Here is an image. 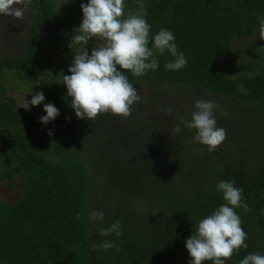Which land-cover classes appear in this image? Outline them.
<instances>
[{"label": "trees", "instance_id": "obj_1", "mask_svg": "<svg viewBox=\"0 0 264 264\" xmlns=\"http://www.w3.org/2000/svg\"><path fill=\"white\" fill-rule=\"evenodd\" d=\"M142 2L151 35L170 30L187 64L166 70L175 58L156 53V70L140 77L125 72L140 96L126 122L113 114L77 119L60 85L79 48L69 44L88 0H31L23 53L0 56V70L39 82L43 103L49 96L59 109L41 123L46 113L17 106L0 78V185L17 193L11 201L0 196V264H189L185 240L225 202L216 190L221 180H234L251 209H236L248 247L226 264L264 255V0ZM125 4L135 9L137 0ZM237 40L246 41L245 54L222 72L215 63ZM97 45L99 39L89 41V54ZM151 85L159 89L152 95L169 101L143 97ZM195 95L220 106L214 116L227 138L213 152L192 143L195 130L185 126L191 112L184 104ZM92 210L103 212L104 221L90 220ZM116 221L122 236L100 235ZM105 239L119 252L92 250Z\"/></svg>", "mask_w": 264, "mask_h": 264}, {"label": "clouds", "instance_id": "obj_2", "mask_svg": "<svg viewBox=\"0 0 264 264\" xmlns=\"http://www.w3.org/2000/svg\"><path fill=\"white\" fill-rule=\"evenodd\" d=\"M31 0H0V15L23 19ZM83 19L73 30L69 47L79 46L73 55L70 75H63L62 84L66 85V96L71 97L70 106L77 119L94 120L98 115L113 114L119 117L131 115L134 103L140 96L128 75L140 77L159 66L155 54L169 53L175 59L166 62V70L178 71L186 66L183 52L177 51L174 34L167 28H161L151 35V25L146 21L147 11L142 0H137L135 9H126L125 0H88L80 5ZM259 38L264 40V17L259 18ZM93 38L103 41L92 48L91 54L86 47ZM151 43V47H149ZM119 69L125 70L121 71ZM45 101L43 92H36L30 101L24 99L23 108L37 106ZM191 120L185 126L195 130L192 143H199L213 152L227 138V130L218 127L214 116L215 103L196 99ZM40 122L47 124L59 115V109L52 103H44ZM170 114L173 109L165 110ZM174 132L179 133L177 124ZM51 135V132H49ZM216 190L222 193L223 204L211 214L194 224L192 234L186 238L185 246L190 256L189 264H226L241 248H247V233L242 228V220L236 209L251 211L245 203L243 189L235 187V181L221 180ZM89 219L103 222L104 213L92 210ZM123 235L121 224L116 221L102 228L100 235L108 237ZM119 247L113 241L105 239L99 245L93 243L92 250L113 249ZM239 264H264V255L249 253Z\"/></svg>", "mask_w": 264, "mask_h": 264}, {"label": "rangeland", "instance_id": "obj_3", "mask_svg": "<svg viewBox=\"0 0 264 264\" xmlns=\"http://www.w3.org/2000/svg\"><path fill=\"white\" fill-rule=\"evenodd\" d=\"M29 12L28 9L25 12V16L23 19H18L11 16H3L0 15V56L4 55H15L19 56L23 53L24 40H25V31L29 26ZM246 41L237 40L231 44V47L228 51L222 53L218 61L215 63V66L219 68L222 72L230 73L235 65L232 63L235 60L240 61V58L245 54L244 44ZM103 41L99 40V44H102ZM72 62V61H71ZM71 62L69 63V67L71 66ZM69 72L67 75H70ZM0 78L3 84L6 87V93L11 95L15 100V104L17 106H23L24 99L30 101L32 96L36 92H43L45 97V89L41 88V84L37 83H27L22 78H17L15 73L11 71H2L0 70ZM60 85L63 90L66 92V85L62 84V80L60 81ZM151 90H155L156 92L159 90L158 88L151 86H145L142 88V96L145 98H152L156 102H160L163 104L164 102H168L169 100L161 94H151ZM46 100L48 103H51V99L49 96H46ZM204 99L201 96L195 95L194 97L188 98V102L184 104L186 110L188 112H193L195 110L194 104L196 99ZM206 100V99H204ZM209 101V100H206ZM213 101V100H211ZM214 102V101H213ZM215 103V102H214ZM44 103H41L37 106H29L28 110H25L28 114H40L43 113ZM157 109L159 107H156ZM220 108L219 105L215 104L214 113L218 112ZM129 117V116H128ZM128 118H125L126 122ZM16 189L10 188L7 184L0 185V196L11 201L12 198L16 195Z\"/></svg>", "mask_w": 264, "mask_h": 264}]
</instances>
